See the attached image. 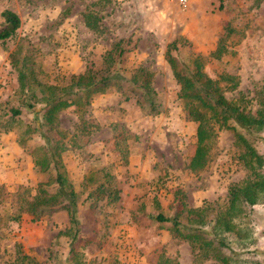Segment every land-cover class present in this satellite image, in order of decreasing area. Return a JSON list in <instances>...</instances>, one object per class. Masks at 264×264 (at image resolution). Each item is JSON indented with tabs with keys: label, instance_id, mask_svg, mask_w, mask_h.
<instances>
[{
	"label": "rangeland",
	"instance_id": "obj_1",
	"mask_svg": "<svg viewBox=\"0 0 264 264\" xmlns=\"http://www.w3.org/2000/svg\"><path fill=\"white\" fill-rule=\"evenodd\" d=\"M5 7L19 15L21 24L13 38L0 42V114L6 102L16 105L21 96L11 66L20 44L31 45L36 79L59 86L88 68L103 69L102 56L120 38L127 50L114 65L126 79L121 86L94 94L82 119L70 108L61 111L58 127L50 131L53 138L56 131L63 132V163L81 191L75 253L69 256L70 238L57 235L69 225L66 211L39 220L23 213L0 227V264H157L163 254L172 264H199L188 243L174 238L153 215L173 210L175 190L182 192L188 208L224 204L227 187L243 177L244 169L227 130L218 132L205 166L189 168L197 123L186 118L165 50L174 39L187 40L174 52L178 58L187 62L197 53L207 56L209 76L226 73L238 79L237 88L225 95L242 91L254 109L255 87L264 84V0H188L185 9L169 0H0V10ZM86 13L95 28L86 23ZM221 38L223 52L214 59L210 52ZM139 68L151 73L157 113L131 89L128 80ZM22 112L25 121L33 116ZM18 134L0 129V206L19 185L34 187L48 179L30 154L43 139L34 134L21 143ZM93 167L111 172L117 199L87 196L83 177ZM252 209L247 213L254 242L241 250L244 264H251L245 252L252 248L264 260V204Z\"/></svg>",
	"mask_w": 264,
	"mask_h": 264
},
{
	"label": "trees",
	"instance_id": "obj_2",
	"mask_svg": "<svg viewBox=\"0 0 264 264\" xmlns=\"http://www.w3.org/2000/svg\"><path fill=\"white\" fill-rule=\"evenodd\" d=\"M0 42L13 38L21 24L19 15L9 9L0 10ZM91 15L84 14L86 23ZM181 41V42H180ZM221 38L210 57L217 59L223 52ZM187 40L174 39L167 44L165 59L171 75L178 85L177 96L182 101L186 118L197 123L196 150L189 168L192 171L202 169L209 159V152L216 143L218 132L230 131L232 144L238 148V162L244 169L243 177L227 187L224 204L204 203L198 207H186L180 190L174 191L172 211L165 214L159 210L153 215L159 225L165 227L174 238L186 241L194 253V261H212L211 264H244L240 258L244 250L254 242L252 227L248 220V211L264 204V84L255 87L254 102L242 91L228 98L226 91H234L238 79L234 75L221 73L212 78L204 70L207 56L199 53L187 62L181 61L174 53ZM126 40L120 38L102 56L104 68H88L84 73L73 74L69 83L63 86L46 84L38 81L33 71V54L30 43H22L12 55L11 66L16 71L18 91L21 96L16 105L6 102V110L0 114V129L18 131V140L25 143L34 134L43 139L30 151L34 167L47 174L46 181H39L34 187L19 185L17 190L0 206V227L8 220L18 221L23 213L39 220L43 216L64 210L68 217V227L57 235L70 238L69 256L75 253V242L79 236L78 204L81 191H77L70 179L62 159L67 144L64 134L56 131L57 138L50 131L58 127L59 114L70 108L82 119L94 94L104 92L109 86L116 87L126 80L118 68H114L118 58L127 50ZM16 55V56H15ZM132 91L147 102L152 113H157L158 106L154 97L156 92L151 85V73L145 68L137 69L129 78ZM9 104V106H8ZM26 109L33 113L27 121L20 116ZM83 186L88 195L105 196L107 200L117 199L118 190L115 179L106 167L90 168L83 177ZM53 186L54 189H49ZM1 194L2 187L0 186ZM157 203V202H156ZM231 233L235 238L229 239ZM242 250V251H241ZM238 251V252H237ZM255 248L245 252L252 259L251 264H264L256 256ZM21 259L26 258L20 256ZM172 264L164 254L157 264ZM22 264V261L20 262Z\"/></svg>",
	"mask_w": 264,
	"mask_h": 264
},
{
	"label": "built area",
	"instance_id": "obj_3",
	"mask_svg": "<svg viewBox=\"0 0 264 264\" xmlns=\"http://www.w3.org/2000/svg\"><path fill=\"white\" fill-rule=\"evenodd\" d=\"M169 1L178 4L183 9H185L188 6V0H169Z\"/></svg>",
	"mask_w": 264,
	"mask_h": 264
}]
</instances>
